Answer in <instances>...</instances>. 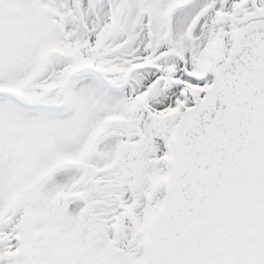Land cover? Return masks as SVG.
<instances>
[{"label":"snow or ice","instance_id":"obj_1","mask_svg":"<svg viewBox=\"0 0 264 264\" xmlns=\"http://www.w3.org/2000/svg\"><path fill=\"white\" fill-rule=\"evenodd\" d=\"M0 264H264V0H0Z\"/></svg>","mask_w":264,"mask_h":264}]
</instances>
